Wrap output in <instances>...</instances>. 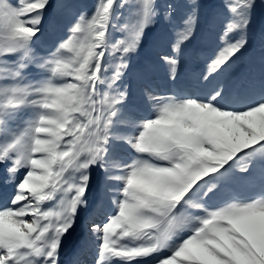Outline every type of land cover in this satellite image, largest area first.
I'll return each instance as SVG.
<instances>
[{
	"label": "snow or ice",
	"instance_id": "6c2138e0",
	"mask_svg": "<svg viewBox=\"0 0 264 264\" xmlns=\"http://www.w3.org/2000/svg\"><path fill=\"white\" fill-rule=\"evenodd\" d=\"M69 245L71 264H264V0H0V264Z\"/></svg>",
	"mask_w": 264,
	"mask_h": 264
},
{
	"label": "rangeland",
	"instance_id": "374dc122",
	"mask_svg": "<svg viewBox=\"0 0 264 264\" xmlns=\"http://www.w3.org/2000/svg\"><path fill=\"white\" fill-rule=\"evenodd\" d=\"M90 2V0H88ZM200 69L196 67H186L184 69L180 86L185 88H192L195 90V77L199 74ZM235 79L237 83H244L252 76L259 75V49L254 52H250L247 56L239 61L234 67ZM153 85L161 92L168 91L170 88L175 90V86L167 79L166 70L162 66H156L153 71ZM241 191H246L245 188H241ZM73 252L72 246L65 250L63 258H69Z\"/></svg>",
	"mask_w": 264,
	"mask_h": 264
},
{
	"label": "bare ground",
	"instance_id": "6f19581e",
	"mask_svg": "<svg viewBox=\"0 0 264 264\" xmlns=\"http://www.w3.org/2000/svg\"><path fill=\"white\" fill-rule=\"evenodd\" d=\"M71 256L74 258V256H73V252H72ZM66 262H67V260H66Z\"/></svg>",
	"mask_w": 264,
	"mask_h": 264
}]
</instances>
